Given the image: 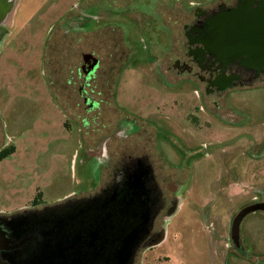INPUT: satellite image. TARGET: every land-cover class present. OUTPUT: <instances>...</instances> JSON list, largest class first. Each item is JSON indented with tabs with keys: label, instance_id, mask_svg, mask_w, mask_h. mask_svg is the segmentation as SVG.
<instances>
[{
	"label": "rangeland",
	"instance_id": "obj_1",
	"mask_svg": "<svg viewBox=\"0 0 264 264\" xmlns=\"http://www.w3.org/2000/svg\"><path fill=\"white\" fill-rule=\"evenodd\" d=\"M158 1L14 0L0 51V218L94 195L117 161L145 158L176 205L155 217L162 241L131 264H264L263 212L240 224L244 255L228 242L232 218L264 202V76L217 97L168 69L185 56L191 10L236 0H161L177 5L173 48ZM82 51L101 61L105 129L73 113Z\"/></svg>",
	"mask_w": 264,
	"mask_h": 264
},
{
	"label": "flooded vegetation",
	"instance_id": "obj_2",
	"mask_svg": "<svg viewBox=\"0 0 264 264\" xmlns=\"http://www.w3.org/2000/svg\"><path fill=\"white\" fill-rule=\"evenodd\" d=\"M159 1L157 2L158 10L162 7L168 8V13H162L167 34L160 35L159 38H161L160 40L163 38L164 41H162H166L173 48L172 43L177 38V5L173 3L168 6ZM13 2L14 0H0V51L2 41L8 34L9 15ZM191 12L192 19L182 25L185 39L182 45L185 56L182 59L176 58L170 63L168 67L170 71H174L177 75L187 76L188 80L193 77L203 86L207 96L216 95L217 97H220L228 89L252 85L253 81L260 80L264 76V68L257 73L253 71V23H247L248 20L253 19V0H236L233 6L220 3L212 10L200 8L198 5ZM229 20H234V24L227 25ZM77 64L73 70L72 80L68 81L78 101L76 107L79 110L73 113H76L74 115L81 122H87V119L95 124L101 120L104 122V118L100 115L104 111L105 105L101 100L95 98L100 93L93 96L97 86L93 83L103 76L100 73V69H102L100 58L94 52L82 51ZM216 107L218 108L217 105ZM90 110L92 114L94 113L92 117L86 115ZM102 121L100 122L101 128L105 129ZM122 160L113 164L109 172L103 175V183L94 195L67 200L62 204L42 209H37L38 206L33 205L31 210L11 217L0 218V264H15L11 261L12 253L35 246L39 241V233L36 229L15 231L12 227L13 222L17 223L19 220L33 218L47 221L55 217L73 214L74 211L77 212L88 203H94L109 197L114 192L125 190L134 176L139 178L137 191L144 213L137 223L141 234L136 242V248L148 246L163 238V230H154L155 217L162 209H168V212L171 213L175 209L176 201H169V205L162 201L164 196L161 197L163 194L156 187L154 175H151L150 167L144 163L145 158ZM108 161H110V157H108ZM234 217L229 227L228 242L232 251L244 255L240 236L238 235L236 240L232 238L231 226ZM145 219H147L146 222ZM230 245L226 244V247L230 249Z\"/></svg>",
	"mask_w": 264,
	"mask_h": 264
},
{
	"label": "water",
	"instance_id": "obj_3",
	"mask_svg": "<svg viewBox=\"0 0 264 264\" xmlns=\"http://www.w3.org/2000/svg\"><path fill=\"white\" fill-rule=\"evenodd\" d=\"M228 22V21H227ZM233 25L234 20H229ZM264 68V1L253 0V71ZM139 178L133 177L127 188L109 197L88 203L73 214L50 220L25 219L12 227L36 229L35 246L11 255L15 264H131L144 216L139 201ZM264 213V202L243 207L234 217L231 234L236 240L241 221L254 212ZM147 219H145V222ZM21 232V231H19ZM163 238L149 247L158 245Z\"/></svg>",
	"mask_w": 264,
	"mask_h": 264
},
{
	"label": "trees",
	"instance_id": "obj_4",
	"mask_svg": "<svg viewBox=\"0 0 264 264\" xmlns=\"http://www.w3.org/2000/svg\"><path fill=\"white\" fill-rule=\"evenodd\" d=\"M0 158H1V156H0Z\"/></svg>",
	"mask_w": 264,
	"mask_h": 264
}]
</instances>
